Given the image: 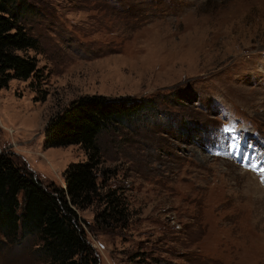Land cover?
<instances>
[{"label": "rangeland", "instance_id": "obj_1", "mask_svg": "<svg viewBox=\"0 0 264 264\" xmlns=\"http://www.w3.org/2000/svg\"><path fill=\"white\" fill-rule=\"evenodd\" d=\"M37 40L41 79L0 88V152L44 184L87 155L44 131L85 95L154 109L96 139L99 201L77 210L96 264H264V0H9ZM37 233L6 239L0 264H54Z\"/></svg>", "mask_w": 264, "mask_h": 264}, {"label": "trees", "instance_id": "obj_2", "mask_svg": "<svg viewBox=\"0 0 264 264\" xmlns=\"http://www.w3.org/2000/svg\"><path fill=\"white\" fill-rule=\"evenodd\" d=\"M9 0H0V88L11 79L40 80L35 56L37 40L30 36ZM149 98H111L85 95L76 98L56 114L44 131L49 147L79 144L85 161L73 162L63 172V187L44 184L33 172L20 166L9 154L0 152V233L18 239L24 233H37L41 251L54 264H96L93 249L85 237L77 210L103 204L102 220L122 224L127 216L123 194L98 183L101 156L97 137L105 130L123 124L154 109Z\"/></svg>", "mask_w": 264, "mask_h": 264}]
</instances>
